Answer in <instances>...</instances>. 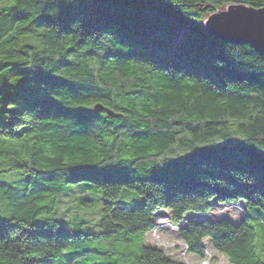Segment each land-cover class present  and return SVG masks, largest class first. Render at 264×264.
<instances>
[{
	"label": "trees",
	"instance_id": "trees-1",
	"mask_svg": "<svg viewBox=\"0 0 264 264\" xmlns=\"http://www.w3.org/2000/svg\"><path fill=\"white\" fill-rule=\"evenodd\" d=\"M231 5L264 0H0V264H187L99 245L164 210L194 257L264 264V55L204 29ZM81 182L106 194L101 232L45 220ZM124 188L144 203L114 205ZM229 203L241 220L195 221Z\"/></svg>",
	"mask_w": 264,
	"mask_h": 264
},
{
	"label": "rangeland",
	"instance_id": "rangeland-1",
	"mask_svg": "<svg viewBox=\"0 0 264 264\" xmlns=\"http://www.w3.org/2000/svg\"><path fill=\"white\" fill-rule=\"evenodd\" d=\"M193 24L194 19H189L185 24L181 35L184 36ZM4 110L5 109H1L0 113ZM106 202L107 197L104 190L95 188L88 182L70 184L66 186L65 190L60 195L58 203L55 206V212L52 215L45 213L44 217L45 220L51 219L58 221L61 231L85 233L101 232L102 229L100 222ZM112 203L114 205H127L133 208L144 203V196L136 191L124 188L120 194L112 200ZM225 205H231L235 208L226 210L219 206L213 209L214 211L212 214L220 216L222 214H229V218H236L237 221L244 217L245 210L242 204L229 203ZM157 219V224L159 227L161 226L162 229L160 230L158 228L157 230L156 228L152 232L145 234L131 235L132 243L130 246L123 245L122 242H119L124 236L123 234L116 235L109 240H104L100 242L99 245L109 248L112 244H116L120 251H133L134 253H140L143 245H150L162 248L171 258L180 259L187 264H230L225 255L212 250L210 245L207 249V257L205 259L194 257L188 252V246L185 245L177 235L180 226L184 225L186 222L181 225L174 224L170 213L166 210L161 211ZM253 224L257 228V242L262 243L264 241V232L259 229L256 221H254ZM115 258L118 262L122 263L118 255H116Z\"/></svg>",
	"mask_w": 264,
	"mask_h": 264
},
{
	"label": "water",
	"instance_id": "water-1",
	"mask_svg": "<svg viewBox=\"0 0 264 264\" xmlns=\"http://www.w3.org/2000/svg\"><path fill=\"white\" fill-rule=\"evenodd\" d=\"M204 29L214 38L248 44L264 55V7L257 9L248 5H231L225 11L210 15ZM94 110L120 116L101 104H97Z\"/></svg>",
	"mask_w": 264,
	"mask_h": 264
},
{
	"label": "bare ground",
	"instance_id": "bare-ground-1",
	"mask_svg": "<svg viewBox=\"0 0 264 264\" xmlns=\"http://www.w3.org/2000/svg\"><path fill=\"white\" fill-rule=\"evenodd\" d=\"M256 50V49H255ZM217 204H213L212 205V209H214V207L216 206ZM221 207H223L224 209L225 208H230V209H233V208H235L234 206H231V205H223V206H221ZM218 209H221V208H218ZM213 217H216L215 215H213L212 213L211 214H207L206 216H204L203 218L202 217H200V218H195V221H201V220H209L210 218H213ZM157 228V230H158V228L161 230L162 229V227L160 226L159 227V225L157 224L156 225V227H155V229ZM180 228H181V226H180ZM154 229V230H155Z\"/></svg>",
	"mask_w": 264,
	"mask_h": 264
},
{
	"label": "built area",
	"instance_id": "built-area-1",
	"mask_svg": "<svg viewBox=\"0 0 264 264\" xmlns=\"http://www.w3.org/2000/svg\"><path fill=\"white\" fill-rule=\"evenodd\" d=\"M225 209L228 210V209H230V208H225ZM226 212H227V211H226ZM224 215H227V214H224ZM216 216L219 217L220 215H217V214H216ZM221 216H223V214H222Z\"/></svg>",
	"mask_w": 264,
	"mask_h": 264
}]
</instances>
